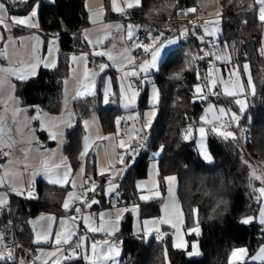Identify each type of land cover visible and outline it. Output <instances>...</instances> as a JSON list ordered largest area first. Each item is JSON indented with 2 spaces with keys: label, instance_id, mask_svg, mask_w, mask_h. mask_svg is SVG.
<instances>
[{
  "label": "trees",
  "instance_id": "obj_1",
  "mask_svg": "<svg viewBox=\"0 0 264 264\" xmlns=\"http://www.w3.org/2000/svg\"><path fill=\"white\" fill-rule=\"evenodd\" d=\"M0 1L6 4L9 14L19 15L28 13L33 2L29 0V4H25L13 3L12 0ZM85 1L35 0V4H38L39 30L43 38L55 37L58 40L57 63L53 69H40L33 79L15 82V95L22 107L29 110L38 107L48 113L59 112L63 82L69 74L71 54L88 52L89 65L98 62L97 58L90 55L89 46L80 34L89 23ZM109 3L110 0H104L107 16L124 18L125 21L140 27L135 37L142 42L148 40L145 29L153 35L158 32L164 33L165 36L178 34L184 27L178 15L179 11L182 8H193L196 4L195 0H141L139 7L127 9L123 16H117L111 13ZM253 3L254 0H218V49L224 46L232 64L241 67L242 63L247 62L255 86V93L250 96L247 110L239 122L240 128H247L244 144L239 143L238 137L235 140H225L207 129V150L212 161L206 163L197 152L194 136L189 140L184 139L189 127L194 132L201 125L199 118L204 101L194 100L193 88L196 83L206 80L201 60L195 59L199 56L202 44L197 38L200 30L190 26L179 44L167 51V56L161 60L157 71L147 74L158 91V101L154 106L155 116L148 128L149 143L135 164L128 167L120 182L119 205H139L140 218L157 216L162 198L147 201L139 199L135 191V181L146 176L152 155L160 152L157 157L159 188L164 192L163 178L176 176L177 198L184 215L183 230L188 242L198 240L200 255L187 257L185 250L174 248L169 228H162V240L157 239L156 235L145 239L132 234L131 217L127 216L115 234V238L121 243V264H166L165 247L168 264H227L229 254L234 248L244 246L248 249V254L252 255L257 247L264 243V225L240 222L242 217L254 214L261 203L257 199L258 191L254 190L259 183L251 179L249 164L256 166L258 171H264V64L260 55L264 23L259 21L255 7H250ZM187 16H192V13ZM23 32L15 30V34ZM189 64L195 70L184 71ZM197 71L200 73V79H197ZM108 73L113 82L109 103L103 104L101 81L94 95L72 102L74 122L65 134L63 153L73 169L79 163L84 133L82 120L96 116L103 133L107 134L114 131L116 117L125 112L119 106L116 73L111 68ZM134 85L139 90L136 109L143 112L148 108V87L140 82ZM223 102L229 103L225 97ZM235 133L238 136L239 132ZM41 137L43 138L44 134H41ZM46 145H51V142H46ZM244 161H248V164ZM84 172L85 178L97 181L101 188L103 180L95 174L92 153L85 158ZM34 190V198L11 195L7 206L0 209V233L7 241L18 240L27 250L33 247L30 226L32 219L40 213L55 217L66 213L62 203L68 186L59 187L39 179L34 184ZM193 207L199 208L201 232L198 238L194 234H188V229L196 226V222L191 218ZM22 247L13 252L15 260H8L6 264H20L21 261L24 264H33L31 254ZM0 264H5V261H0ZM62 264L85 263L81 258L64 261Z\"/></svg>",
  "mask_w": 264,
  "mask_h": 264
},
{
  "label": "crops",
  "instance_id": "obj_2",
  "mask_svg": "<svg viewBox=\"0 0 264 264\" xmlns=\"http://www.w3.org/2000/svg\"><path fill=\"white\" fill-rule=\"evenodd\" d=\"M42 1H44V0H42ZM111 1L112 0H110V3H109L111 13H113V14L120 13V15H117V16H123L125 12L121 13L119 11H115ZM12 2H13V0H12ZM16 2L20 3L21 0H16ZM116 2L118 5L120 4V0H116ZM195 2H196L195 8H197L196 13L200 17L208 19V22H210V21L218 22L219 23V25H218L219 26V33H220V8H219V12H218L219 15H218V13L215 11L208 12V10H206L208 6H206V5H205L206 9H204L203 5L201 6L199 3L200 0H195ZM36 5H38V4L36 3ZM85 7L88 11L89 23L86 27H84L80 31V34H81V37L83 38V40H85L89 46L90 55L97 58L98 63H105L106 65H109V67L107 68L108 71H109V68H111L114 70L116 75L118 72H123L129 66L126 60H124L122 63H113V61L108 60L107 56H98V55H93L92 53L94 51L93 45H95V51H107V52H111V54L113 56H119V54L122 53L125 48H119L118 44L114 43V42L118 39L117 37H118V35L120 36L121 33H123V36L126 39L125 34H124V32H125L124 30H125V25H126L127 21H125L124 18H110V17H108L106 14L105 7H104V0H86L85 1ZM101 7H103V14L97 18L95 14L100 13ZM125 10H127V8H125ZM30 11H31V9L28 12H30ZM26 14L19 15V14H9V12L7 13L8 16H18V17H24ZM0 15H3V13H0ZM94 20H95V22H94ZM36 21L38 22L37 17H36ZM9 27L11 28V31L4 33L5 39L0 40V68H16L18 71L23 70V71L27 72L30 65L35 62V57L41 58V63L37 66L36 74L34 76H28L24 80H19L15 76H9L7 73H0V82H2V83H0V117H2L3 121H4L3 128H4L5 135L10 136V137L7 136V138L10 140H13L8 145H10V147H12V148H15L14 149L15 153H19V152H24L25 150H24L23 146L19 145L20 140H19V138H17V136H24V134L22 132V127L26 124V122L29 121L31 114H36V116H37L38 112H37V110H34L35 107H32V109L29 110L28 108H24L20 105L19 100L15 95V82L25 81L28 79L35 78L37 76L38 72L40 71V69H53L51 66L44 67L43 62L48 61L49 65L52 62H55V64H56L57 63V50H58V48H57V45L54 43V41L49 42V40H48L49 38L48 39L43 38V36L39 30V27L38 28L11 27L10 23H9ZM16 29L17 30H23L24 32L15 34ZM0 31H2V29H0ZM85 33H87L88 39H90L92 41V44H89L88 40L85 39ZM218 35H216V36H218ZM9 37L11 39H9ZM50 38H55V37H50ZM97 41H102V43H97ZM262 41L264 42V32H263V35L261 37V44H260V55L262 57V61L264 64V54H262V52H261V50L264 49V45L261 47ZM126 44L127 45L131 44V40L126 39ZM142 45L145 46L144 43H142ZM130 48H128L130 56H132L134 58L135 63H137V62L140 63L141 60L135 61V58H136V55L139 53H142L144 55L143 48L137 47L134 50H131ZM83 54H85V53H83ZM81 55H82L81 53L80 54L72 53L70 56L69 74L63 82V96H62V103H61V107H60L59 112L48 113V112L38 108L39 113H40V119L39 120L36 119V122L34 123L35 126H30V128L33 129L34 131H30L29 134L34 135L35 137H37V136L41 137V134H44V137L43 138L41 137L42 142H40L38 144L40 145L41 148L46 147V149H48V150H46L45 148L44 149L42 148V150H43L41 152V153H43L42 156L41 157L38 156L37 158H39V159H35V160H39V163H40V160H42L43 165L32 166L31 168H29L30 170H28L30 172V175H31V177H30L31 181L29 183L30 184L29 186L33 189H34L35 182L39 179L51 184L48 181L47 176H45L43 174V172L41 171L42 167L45 166V164L47 166L53 167V168L56 165H61V168H60L61 173H62V170L63 171L66 170L65 166H70L66 157L64 156V153H63V141L65 138L66 132L73 125V122H74V114H73L72 107H71L72 102L78 98H83L86 96L94 95L96 92V89H97V85L99 84L98 81H100V80H98L99 78L97 77L96 72H95V75L93 76L92 75L93 72H91L92 70L86 66L87 65V62H86L87 58L86 59H80ZM73 56L77 57V59L73 60L72 59ZM105 60H106V62H105ZM158 66H159V64H158ZM158 66L156 69H158ZM86 70L89 73L91 82L94 83V87L90 88V91L92 92V94L91 95H87V94L78 95L79 93L85 92V89H83L82 85L89 82V81L85 80V71ZM107 70H106V72H107ZM156 71H154V72H156ZM154 72L152 71L151 73H154ZM139 79H141V81H139ZM144 81L145 80L143 78L142 72H139L138 76H134L132 78L133 84H135L137 82L143 83ZM111 82H112V79H111ZM117 84H118V79H117ZM112 91H113V82L111 83V90L108 91V103H109V98L112 95ZM118 91H119V86H118ZM136 93H138V94L135 96V98H134L135 100L133 99V102H130V99H128V101L130 102V105H129L130 107H128V108L122 109L120 106L122 99H119V106L125 112L122 113L121 115H119L118 117H116L115 128H114V131H112V132L107 133V134L103 133L101 126L99 124V121H98L96 116L87 117V118H84L82 120L81 124H82L84 133H83V137H82V141H81V152H80V157H79V163H78L76 168H74V169L71 168L72 169L71 179L73 180L74 177H76V179H75L76 185L80 180H81V184L84 182L85 172L81 173L80 170L82 167L84 168V161H85L86 156L89 153H92L94 155V161H95V174L98 178H101V180H103V183H102L101 188L98 191V194L95 197L89 199V201H91L92 199H95V200L99 201V203L92 204L91 207L85 206L83 208L82 214L88 215L90 217V223L92 224L93 227H100L101 221L99 218L100 216H98V215H100V214L103 215L102 213H104L103 211L107 207L111 208L110 207L111 202H109V200H111V198L109 196L111 194H114L115 192H117L118 198L114 202L115 204H117V205H115L117 207V210L112 212L111 217H110V223H108L107 218L103 217L104 229L107 228L106 224L108 223L111 225V227L117 229L115 232V234H116L118 232L120 226H121L122 221L127 216H130L131 217V232H132V234L141 236V237L146 239L149 236L155 235V234L152 233L148 237H145L142 235V234H144L142 230L138 232V228L142 229V225H143L144 221L151 222L150 219H155V218L159 219L162 217V215H163L162 214V211H163L162 204H163V201L165 198L166 188L164 186V192L159 188L160 192L162 194L160 197V198H162V201H161V204L159 205V214L157 216L140 218L139 213L133 212L131 210L124 212V213H120L119 209L122 207H125V206L119 205L120 182L124 178L128 167H130L128 162L132 158H131V155H129V154L125 156V163L127 165V169L122 171V169L125 168V165H121L118 163L117 153H116V156L114 159V157H112V155L110 156V153L108 150V148L113 145L114 141L117 144L118 150H122L118 147V144L120 141L118 139L119 136L120 137L126 136V138L124 140L125 144H126V146L131 147L135 141V137H136V134L138 132V126H139L138 119H139V117L143 116L148 120L147 115H145V110L143 112H140L136 109V107L138 105V98H139V90L138 89L136 90ZM102 97H103V100H102L103 104H105V95H102ZM126 112H128L129 114H127ZM155 112H156V110H155ZM13 116H14V118H13ZM151 118L153 119L154 116H151ZM117 119L120 120L119 126L116 123ZM41 121H43V128L41 127ZM85 121L88 122L87 125H85V123H84ZM9 124L11 125L10 130L6 129V125H9ZM69 124H71V126H69ZM118 127H119V134L117 133ZM5 131H8V132H5ZM53 134L56 135L55 139L52 138ZM100 137H110V139H100ZM86 140L89 144V148H88L87 155L84 156V155H82V153L84 152ZM5 141H8V140H6L4 138L3 144H0V149L9 152V148L4 146L6 144ZM46 142L47 143L51 142V145H46ZM33 144H35V142H33ZM55 147L57 149L54 150L53 148H55ZM51 149H53V150H51ZM38 155H40V154H38ZM9 159L11 160V163H9L8 160H5L3 157H0V166L2 165V168H0V177H2L8 185L11 184L10 182H12V179H13V177L10 176L9 174L14 170L16 165L18 166V164H19V162H17L14 165V167L10 170V167L12 166V163H13L15 158L13 156H11L9 153ZM156 160H157V158H156ZM110 164L115 165V167L109 168ZM80 165H81V167L78 168ZM39 166H41V167H39ZM148 166H149V163H148ZM102 169L104 170L103 175L100 174ZM153 171H154V182H155L154 184L155 185L152 188H156L157 184H158L157 166H156L155 170H153ZM147 172H148V167H147ZM5 173H7V175ZM33 173H38V174L33 175ZM147 175H148V173H146V176L144 178H139V180L140 179L141 180L147 179ZM169 176H175V175H169ZM112 177H115V183L118 184L119 187L115 191H113L111 194H109V192L107 191L109 188V184L107 182ZM254 181L258 182L256 180H254ZM164 183H165V181H164ZM13 184L7 188V189L11 188L10 191L7 190V192L9 193V195L7 196L8 203H9L10 196L13 195L12 192H15L14 189L24 190V189L29 187L26 181H23V185L17 186V187H14L15 183H13ZM51 185H53V184H51ZM140 186L141 187H139V188H141V189H136V186H135V191H136V195L138 196V198L140 197L141 194H144L146 192L145 191L146 189L144 187L145 185H143V182H140ZM59 187H61V186H59ZM69 188H70V185L68 186V189ZM77 188H78V186H77ZM0 189L3 190V192L5 191L4 188H0ZM174 189H175L174 195H175L176 200L178 202V205L181 209L180 203H179L178 198H177V193H176V191H177V179H176ZM78 190H79V188H78ZM108 198H110V199H108ZM154 199L155 198H152L149 200H154ZM156 199H159V198H156ZM129 206L130 205H128L127 207L129 208ZM76 207H80V206L76 205ZM129 209H131V208H129ZM85 211L98 213V214H96V217L94 220L95 222L92 221V216H90L89 214H86ZM171 213H172V215L170 217L173 219V222H177V220H176L177 209L173 207ZM48 215L49 214H46V213H40L34 219H32L30 222L31 223L30 226L33 225L34 227L39 229L40 235H43L48 231L47 225L48 226H49V224L52 225V238L50 239V241L48 243H43V242H41L39 244L35 243L34 241L36 239L37 234L36 235L32 234L33 235V241H32L33 247L30 250H28L27 253L29 255L31 254L30 255L31 261L35 262V264H45V261H47L48 264H52L53 258L48 257L47 253H49L55 249L54 235H55V233L61 231V228L59 225V220L57 219L56 221H51V220L47 219L49 217ZM71 215H72V213L66 212L65 214H63L62 216L57 217V218H64L65 219L66 223H65L64 227L66 229L76 228L78 225V228H81L82 231L84 232V235L87 237L88 245H90L92 243V241H101L102 242L103 240H105V238H103L102 236L106 235L105 232H107V231L97 232V233L89 232V231H87L86 226L82 222H80L79 220L75 224L70 222L68 220V218ZM118 215H122V219L117 223L115 218ZM52 216H54V215H52ZM45 224H47V225H45ZM40 225H42V227H41L42 229L40 228ZM161 226H162L161 228H169V230L171 229L169 224H162ZM181 227H183V224ZM152 232H155V231H152ZM195 236L198 238L199 235H195ZM106 239H108L110 241L117 242L116 246L120 249V255H119V257L116 258L115 264H121L122 263V250H121L120 240L115 238V235L114 236H108V238H106ZM75 240H76V237H73V243H75ZM262 245H264V243L261 244L260 247ZM64 247L67 248L68 246L65 245ZM99 247H100V245H98V250H99ZM78 251L83 252V249H80ZM0 252H2V250ZM60 259L62 262H64L62 257H60ZM84 263L88 264V261L84 260Z\"/></svg>",
  "mask_w": 264,
  "mask_h": 264
},
{
  "label": "snow or ice",
  "instance_id": "obj_3",
  "mask_svg": "<svg viewBox=\"0 0 264 264\" xmlns=\"http://www.w3.org/2000/svg\"><path fill=\"white\" fill-rule=\"evenodd\" d=\"M16 0H13V3H15ZM22 3L29 4V0H21ZM112 5L115 11H119L121 13L125 12V8L127 9H132L134 7H139L141 5V0H120V4L118 5L116 0H112ZM174 6V5H173ZM31 11L28 12L24 17H18V16H8V8L5 3L0 2V13H3V15H0V40L5 39L4 33L10 32L11 28L9 27V23L11 24V27H27V28H38L39 24L36 21L37 17V8L38 5L35 4V0L30 4ZM250 7H255L256 11L258 12V19L261 23H264V0H254V3ZM197 8H189L187 10H181L178 15L181 16H187L190 13H196ZM103 14V7H101L100 13L95 14L96 17L98 18L100 15ZM219 15V13H218ZM95 22V20H94ZM194 27L197 25V21H190ZM210 22L204 21L205 25H208ZM133 27L130 26L127 30V38L129 40L132 39L133 36ZM213 27H215V23H213ZM188 29L185 28L183 31V34H187ZM204 33L208 36L214 35L213 31H210L208 27L204 28ZM194 35H197L195 32H193ZM55 35V34H54ZM197 38L200 40L201 43H210L209 41H206L204 36H197ZM9 39H11L9 37ZM85 39L88 40L89 44H92V41L88 39L87 33H85ZM159 37L154 38L155 40H158ZM175 41H169V43H174ZM97 43H102V41H97ZM134 47H142L145 52H149V47L144 46L140 43H136L133 45ZM215 47V44L212 45ZM165 46L161 44H156L155 47L152 48V55H151V61H144L140 66H139V72H147L149 68H157L158 65V58L161 55V50ZM227 47V45H225ZM94 51L93 55H98V56H107L108 60L113 61V63H122L124 60L127 61L129 65H131L134 61V58L130 56L129 54V49L125 48L122 53L119 54V56H113L111 52L107 51H95V45H93ZM201 52H203L202 56H198L195 59H203L206 56H215L216 59H223L227 63H231V57L228 55L225 56H219L216 55L215 53L211 51H204L201 49ZM262 54H264V49L261 50ZM165 57L167 56V53L165 52ZM87 54H82L80 59H86ZM73 60H76L77 57L73 56ZM41 63V58L35 57V62L32 63L28 69L27 72L23 70H17L16 68H0V73H7L9 76H15L19 80H24L28 76H34L36 74V69L37 66ZM44 67H49L51 66L52 68L56 67L55 62H52L49 65L48 61H44ZM109 65L106 64H101L100 65V71L104 72L106 68H108ZM212 68L215 67V65L211 66ZM195 70V68L189 64L184 71H192ZM229 71V78L225 80L223 76H221L218 79L213 77L212 72H209L208 76L205 77V79L208 81V84L206 87H208L210 90H213L211 94H216L218 95L219 93L214 91L217 89L218 83L223 84V93L229 97H238L240 95H243L245 92V87L243 85H233L232 88H229V83L231 82V76L236 75L237 80H239V71H240V66L239 65H233ZM243 71L248 74V80H247V85L248 88L251 89L252 94L255 93V86L253 84V81L251 79V74L249 72V65L245 63L243 65ZM94 76L95 73H92ZM137 76L139 73L133 69L130 73L125 72V76ZM177 77H179V74H177ZM200 73L197 71V79H200ZM85 80L89 81L88 83H85L82 85L83 89H85V92L79 93L78 95H91L92 92L90 91V88L94 87V83L91 82L90 76L88 71H85ZM2 83V82H0ZM110 83V81H109ZM131 87V85H129ZM194 97L196 99H201L205 100L208 98V94L205 93V86H201L200 84L194 85ZM138 93L133 92L132 98L134 99L135 96ZM121 95H124V88L123 84L121 85ZM154 101H158V91L154 89ZM105 103H108V92L105 93ZM235 103L239 105L240 108V113L242 114L245 110V100L237 98L235 100ZM211 110V109H210ZM19 111V110H18ZM26 111V110H25ZM37 116L34 117L33 119H40V113L39 109H37ZM219 112V119L220 117L224 116H229V120L225 121L223 124H221L219 127L216 126L212 121L207 120L206 116L201 117V121L205 124H212L211 131L216 133L217 135L223 137L225 140L232 138L233 140L237 139V134L234 131L228 130L230 129L233 125L236 127H240V119L241 116L238 115L235 112H231L230 109H226L224 107H220L218 109ZM15 115V114H14ZM149 116H155V112L149 113ZM14 118V116H13ZM3 118L0 117V144H3L4 142V128H3ZM85 125H87V121L84 122ZM117 125L119 126L120 120L117 119L116 121ZM151 119L146 120L141 129L139 131H144L145 129L149 128L151 126ZM71 126V124H69ZM41 127L43 128V121H41ZM223 128L224 130H221ZM28 131H34L33 129L29 128L27 129ZM199 135L201 137V149H202V154L204 155V158L206 160H211L212 157L208 155L207 151L204 150V145H203V138L207 135L205 127H200L198 129ZM117 133L119 134V127L117 129ZM192 133V128L189 127L188 129V134L185 135L184 139H189ZM244 135L243 130L240 132V136L242 137ZM52 138L55 139L56 135L53 134ZM100 139H110V137H100ZM140 139H143V137H140ZM5 147H9L10 145H4ZM118 147L122 149L125 153L131 155V153L135 152L136 149L131 148L130 146H126L124 139H120ZM89 144L87 140L85 141V148L84 152L82 155L86 156L88 152ZM0 155H2L5 159L9 158V152L8 151H3L0 149ZM8 162L11 163V160L8 159ZM118 163L121 165H125V168L122 169V171L127 169V165L125 163V156L120 155L118 157ZM244 163L248 164V161H244ZM66 170L61 173L60 168L61 165H56L54 168L49 167L45 164V166L42 167L41 171L45 176H47L48 181L56 186H61V187H66V186H71L73 189H76L77 185L75 184L74 180L71 179V174H72V169L70 166H65ZM115 167V165L110 164L109 168ZM249 167L251 168L252 166L249 164ZM81 173L84 172V168H81ZM7 175V173H5ZM38 173H33V175H37ZM101 175L104 174V170L102 169L100 172ZM164 181L168 185V192L169 196L172 198V206L177 209L176 213V220L177 222H173V219L168 215V207L169 205H165V216L159 219H154L151 222L149 221H144L142 225V229L138 228L139 231H143L144 235H150L152 231H155L157 233L156 238L159 240H162L164 238V234L160 232V228L157 225H162V224H169L174 230H175V239L173 243V247L177 249H183L187 252V254L191 257L193 255H199L198 251V244L193 243L191 245L192 251L188 252V247L189 245L187 242L183 239V236L180 234L181 233V226L184 222V215L182 210L179 209V205L177 204L175 200V195H174V187L176 183V176H167L163 178ZM251 179H254L256 181H260L261 187L258 189H254L255 191L259 192V197L258 202H262L261 198H264V173L262 174H257L255 169H252V174H251ZM109 184L108 192L111 194L113 191H115L119 185L115 183V177H112L108 180L107 182ZM10 187L6 183V181L0 177V188H4V192H0V208H4L8 204L7 196L9 193L7 192V188ZM82 189L81 194H77L75 191H70L67 194V197L63 200L62 203V208L65 212L72 213V215L68 218V220L72 223H76L78 220L82 222L86 228L87 231L92 232V233H97V232H105L104 226H103V215H100V227H93L92 224L90 223V217L88 215H83V208L85 206L91 207L92 204L99 203V201L92 199L91 201L85 199L87 196V192L91 191L95 193L96 190V185L94 181H92L90 178H85L84 182L79 186ZM141 187V186H138ZM158 188V185H157ZM17 195H27L28 198H34L35 197V190L31 187H28L24 190L20 189H14ZM160 192L156 189L151 190V195H140V199L147 201L149 199H152L154 197H159ZM77 203H80V207H76L75 205ZM115 206V205H113ZM133 211L138 213L139 212V205H133L131 209H129L127 206L122 207L119 209L120 213H124L127 211ZM199 208L198 207H193L191 210V218L196 222V227L188 229L189 234H196L199 235L201 232L200 226H199ZM47 219L51 221H56L57 219L59 220V225L61 228L60 232L55 233L54 235V242H55V249L49 253H47L48 257L53 258L52 264H62V261L60 257L63 258L64 261H71L74 259H84L88 261V264H115V260L117 257L120 255V249L116 246L117 242L110 241L108 239L101 241H92L90 245L87 243V237L85 235H81L78 232V225L76 228H68L66 229L65 226V219L64 218H57L55 216H49ZM116 222L118 223L122 219V215L116 216ZM253 220L252 217H247L243 220V223L248 224L251 223ZM259 223L264 225V209L261 210L260 212V220ZM117 229H113L110 232H105L107 236H114L115 232ZM73 237H76L75 243H73ZM52 238V225L49 224L48 231L43 234H37L35 243L39 244L41 242L43 243H48L50 239ZM4 237L3 234H0V241H3ZM67 245L68 247L65 248L64 246ZM98 245H100L99 250H98ZM19 247V246H18ZM83 249V252H80L78 250ZM246 258L255 262V261H260L261 264H264V245H262L259 248V251L255 255H248V249L247 248H239L236 250H233L230 258H229V264H246ZM39 259V258H38ZM0 260L5 261V264L8 260H15V256L11 251L8 252H0ZM165 262L168 264L167 260V247H165ZM20 264H24L23 261L20 262ZM35 264V262H33ZM45 264H48L47 261H45Z\"/></svg>",
  "mask_w": 264,
  "mask_h": 264
},
{
  "label": "rangeland",
  "instance_id": "obj_4",
  "mask_svg": "<svg viewBox=\"0 0 264 264\" xmlns=\"http://www.w3.org/2000/svg\"><path fill=\"white\" fill-rule=\"evenodd\" d=\"M50 1L51 0H44V2H50ZM199 3H200L201 6L203 5V8L204 9H206L205 7L208 6L207 9H206V10H208V12H211V11H215L217 13L219 12L218 0H200ZM115 15H120V13H118V14L116 13ZM213 23H215V27H213ZM218 25H219L218 22L210 21V23L208 25H205L201 29V33L199 34V36H203L204 35L206 37H211V38L217 37L216 35L219 34V26ZM130 26H134L133 27V36H132V39H131V44L127 45L126 44V39H128L127 38V34H128L127 30H128V28ZM205 27H208L210 31H213L214 32V35H211V36L206 35L204 33V28ZM139 29H140V27H138L136 25H133V24H130L129 22H127L126 25H125V30H124L125 31L124 34H125L126 39L124 38L123 33H121L120 36L118 35V37H117L118 39L114 42V43H117L118 44V47L119 48H127V47L130 48L131 47L130 48L131 50H134L135 48H137V47H134L133 46L136 43H140V44L144 43L145 46H148L149 47V52H145L144 51L143 57H141L139 59V60H141L140 63L139 62L135 63L133 61V63L131 65L128 64L129 66L126 68V70H124L123 72H118L117 75H116L117 76V79H118V86H119V91L117 90V96L119 97V99H122V102H121V105H120L122 109L123 108L130 107L129 106L130 105V102H133L132 94H133V92H136V90H137V87L132 83V78L134 76H131V75L125 76V72H129L130 73L133 69H135L139 73V66L144 61H149V62L151 61L152 48L155 47L156 44H161L162 43L165 47L162 48L161 55L158 58V64H159L160 61L164 58L165 52L167 53V51L169 49H171L173 47H176L179 44L180 40H182L185 37V34H183V31L184 30H181L178 34H174V35H171V36H165V34L162 33V32H160V33L158 32L157 35H153V34H151V32H149V30L145 29V36L148 37V40L145 41V42H142V41H140V39L138 37H135V34L138 32ZM156 37H159V39L158 40H155V42H154V38H156ZM48 40H49V42L54 41V43L56 45L58 44L57 38H49ZM169 41H175V42L170 44ZM263 45H264V42L262 41L261 47ZM219 52H220V56L227 55V51L224 48V46H223V48H221L219 50ZM80 53L81 54L85 53L88 56V52H77L76 54H80ZM220 60H221V65L222 64L223 65L218 70V77H217V79L219 80V78L221 76H223L225 78V80H227L229 78V71L228 70L231 69L233 67V65H237V64L227 63L223 59H220ZM86 62H87V65L86 66L89 69L92 70L91 72H93V73L96 72L97 77L100 78V81H101L100 82L101 83V85H100V91L102 92V95H105L106 92H108L109 90H111V83H112L111 82V76L109 75L107 68L105 69L104 72H101L100 71V65L101 64H105V63H98L97 62V63H92L91 65H89L88 59H86ZM105 62H106V60H105ZM245 63H247V62H245ZM245 63H242V65L240 67L239 80H237V76L236 75H232L231 76V82L229 83V88H232L233 85H237V86L238 85H243L245 87V92H244L243 95H240L238 97H229V96H227V95H225L223 93V84H219L218 83L217 89L214 90V91H216V92L219 91V93L222 96V100L216 101V100H213V99L216 98L215 94H211L213 90H210L208 87H206V85L208 84V81L207 80H204V81H201V82H198V83L195 84V85L200 84L201 86H205V93L208 94V98L205 99V100L196 99L193 96L194 97V100H196V101H204V106H203V111H202V113L200 115V118H199V120L201 122V125H199L195 129V131L191 133V136L192 135L194 136V140H195V145H196L197 152H198L199 156L201 157V159L204 162H206V163H211L212 159L210 161L209 160H206L204 158V155L202 154L201 137L199 135L198 129L203 126V127H205L206 132H207V129H209L211 131L212 124H205V123H203L201 121V117L202 116H206L207 120L212 121L214 124H216L217 127H219L221 125V122L224 119H229V116H227V115L224 116V117H220L219 119H217V117H219L218 109L220 107H224L226 109H230L231 112L237 113L242 118V116L245 114V112L247 110L248 100H249L250 96L253 95L252 92H251V89H249L248 88V85H247L248 74L243 71V65ZM106 70H107V72H106ZM156 70H157L156 68H149V70L147 72H142L143 73V78L145 80L143 83H145L147 85V87H148V100H147L148 108L145 109V115H147V118L148 119H151V120H152V118L148 114L149 113H152V112H155V107L154 106L156 105L157 101H154V89L157 91V88L152 83L151 78L147 74L148 73H151L152 71L154 72ZM249 72H250V70H249ZM109 81L111 82L110 84H109ZM122 84H123V88H124V95L123 96L121 95V85ZM129 85H131V87H129ZM194 91L195 90L193 88V94H194ZM224 97L229 101V103H224L223 102ZM209 98H213V99L211 100ZM237 98L245 100V110H244V112L242 114L240 113L239 105H237L235 103V100ZM128 99H130V102L128 101ZM37 109H38V107H35L34 108V110H37ZM126 113L129 114L128 112H126ZM34 117H36V114H31L30 115V118H29V121L26 122V124L22 127V132H23L24 136H17V138H19V140H20L19 145L23 146V148H24L25 151L24 152L15 153L14 152V149L15 148H12L10 146L7 147V148H9L10 155L15 158L14 161H13V163H12V166L10 167V170L14 167V165L17 162H19L18 166L16 165V167L14 168V170L9 174L10 176L13 177L12 182H10L11 183L10 185H12L13 183H15V186L14 187L23 185V181H26L27 184H28V186H29L30 185L29 183L31 181V178H30L31 175H30V172L28 171V170H30L29 168H31L32 166L43 165L42 164V160H40V163H39V160H35V159H39V158H37L38 156L39 157L42 156V154H43V153H41L43 151L42 148L43 149L44 148L46 149V147H42L41 148L40 145L38 144V143L42 142V138L40 136L35 137L34 135L29 134L30 131L27 130V129L30 128V126H35L34 123L36 122V119H33ZM10 124L9 125H6V129H9L10 130V126H11ZM221 130H223V129L221 128ZM5 132H8V131H5ZM212 133H214V132H212ZM186 134H188V132ZM214 134H216V133H214ZM7 136L8 135H5V133H4V138L6 140H8V141H5V143H6L5 145H8V144H10L11 141H13V140L8 139ZM191 136H190V138H191ZM8 137H10V136H8ZM125 138H126V136H121V137L119 136L118 137L119 140L120 139H124L125 140ZM189 139H187V140H189ZM33 142H35V144H33ZM203 145H204V150H206L207 153H208V155H210L209 152H208V150H207V137L206 136L203 138ZM53 149L55 150L57 148L55 147ZM53 149H51V150H53ZM46 150H48V149H46ZM108 150H109L110 156L112 155V157H114V159H115L116 153H117L118 157L120 155H124V156L128 155L123 150H118L117 144L115 143V141L113 142V145L108 148ZM38 154H40V155H38ZM159 155H160V152H157L154 155H152V158L153 159H151L149 161L148 172H147L148 173L147 179H143V180H141V179L139 180L138 179L135 182L136 189H141L138 186H140V182H143V185H145L144 187L146 189L145 190L146 192L144 193V195H151V190H153V189H156V190H158L160 192V189H159V185L158 184H157L158 185V188L157 187L156 188H152L155 185L154 184L155 182H154V171L153 170H155V168L157 166V160H156V158ZM132 163H133L132 162V159H130L129 162H128L129 166L132 165ZM250 165L252 166L251 168L249 167V174H250V176L252 174V169H255L256 170V173L258 175L259 174H262L264 172V171H262V172L261 171H258L256 169V166H254L253 164H250ZM39 167H41V166H39ZM80 167H81V165L78 168H80ZM0 168H2V165L0 166ZM62 172H63V170H62ZM75 179H76V177H74V179H73L74 182H75V184H76V180ZM252 180H254V179H252ZM78 183H77V186H78L79 190H78L77 187H76V189H73L70 186V188L65 193L64 199L67 197V194L70 191H76V192L82 191V189L79 187L80 184H81V180ZM258 183H259V186L257 187V189L262 186L261 183H260V181H258ZM164 186L166 188V194H165V198H164V201H163V204H162V208H163V211H162V214L163 215H162V217L165 216V205L166 204L169 205V207H168V215L169 216L172 215L171 211H172V208H173L172 202H171L172 198L169 196L168 185H167L166 182L164 183ZM174 190L175 189H173V191ZM0 192H3V190L0 189ZM12 194L13 195H16V196L28 198L26 194L23 195V196L17 195L16 192H12ZM174 194H175V192H174ZM161 195L162 194L160 192V196L159 197H154V198L155 199L156 198H160ZM109 197L111 198V200H109V202H111L110 203L111 204V206H110L111 208H108L107 207L106 209H104V211H103L104 213H102L103 214V217L107 218L108 223H110V217H111L112 212H114L115 210H117V207L116 206H113V205H117L114 202L118 198V193L115 192L114 194H111ZM110 198H108V199H110ZM175 200H176V197H175ZM261 201L262 202L260 203L257 211L254 214H250V215H247V216L242 217L240 219V222L241 223H243V220L245 218H247V217H252L253 218V220H252L251 223H254V222L255 223H259V220H260V212H261L262 209H264V198H261ZM176 202H177V200H176ZM177 204H178V202H177ZM132 206L133 205H130L129 208H132ZM179 209H180V207H179ZM85 213L86 214H89L90 216H92V221L95 222L94 220H95L96 214H98V213L89 212V211H85ZM100 215H98V216H100ZM48 216H52V215L49 214ZM150 220L152 221L154 219H150ZM108 223L106 224L107 228L105 229V231L110 232L114 228L111 227V225L108 224ZM243 224H245V223H243ZM45 225H47V224H45ZM41 227H42V225H40V228ZM47 227H49V226L47 225ZM158 227L160 228V232H161V230H162L161 227L162 226L161 225H158ZM194 227H196V226H194ZM169 232L171 233V236H172V239H173V243H174L175 230L171 227V229L169 230ZM152 233H154L157 236V233L156 232H151V234ZM180 234L183 236V239L187 242V244L189 243L190 248L188 249V252H191L192 251L191 245L193 243H197L198 244V240L197 239H194V240H191L190 242H188L187 239H186V236H185L186 233L184 232L183 227H181V233ZM142 235L145 236L144 234H142ZM194 235H196V234H194ZM148 236L149 235H147L145 237H148ZM239 248H246V247L240 246V247L234 248L233 250H236V249H239ZM259 248H260V246L257 247L256 251L252 255L257 254L258 251H259ZM0 251H1V249H0ZM198 251H199V255H200L199 245H198ZM232 251H231V253H232ZM2 252H4V251H2ZM231 253L229 254V257L227 259V264H229V258H230ZM186 255H187V257H190L187 253H186ZM199 255H193L191 257H198ZM249 256H251V255H249ZM0 261H2V260H0ZM246 262H248V263H259L260 261L253 262V261H251V260H249V259L246 258Z\"/></svg>",
  "mask_w": 264,
  "mask_h": 264
},
{
  "label": "built area",
  "instance_id": "obj_5",
  "mask_svg": "<svg viewBox=\"0 0 264 264\" xmlns=\"http://www.w3.org/2000/svg\"><path fill=\"white\" fill-rule=\"evenodd\" d=\"M181 10H187V8H182ZM180 17H181L180 20L184 23V27H183L182 30H184L185 28L188 29L190 26H193L191 23H189L190 21H197V25L195 27L200 30V33H201V29L205 26L204 21H208V19L200 17L197 13H192V16H181L180 15ZM50 34L53 35L52 32ZM204 38H205L206 41H209L210 43H202L201 44L199 56L203 55V52H201V49H203L204 51H211V52L215 53L216 55L220 56V52H219V49H218V46H217V38L216 37H214V38L210 37L209 38V37H206V36H204ZM213 44H215V47L212 46ZM141 55H142V53H139L138 55H136L135 61H138L141 58ZM200 60H201V63H202V67H203V69L205 71L206 77L208 76L209 72H212L213 77L217 79L218 70L221 67V60L220 59H216L215 56H206V57H204L203 59H200ZM212 65H215V67L212 68L211 67ZM139 81H141V79H139ZM217 92L219 93V91H217ZM215 96H216L217 99H222V96H221L220 93L218 95L215 94ZM146 120L147 119L145 117H143V116H140L139 119H138V123H139L138 132L136 134L135 141H134L133 145L131 146V148L136 149L135 152L131 153V158H132L133 164H135L136 160L140 157V155L142 154L143 150L145 148H147L148 143H149L148 128L145 129L142 132L139 131L141 129L143 123ZM227 120H229V119H224L221 122V124H223ZM228 130H231V131H234V132L238 131L239 132V134L237 136L238 137V141H239V143L241 145L244 144L245 139H246V135H247V128L246 127H241L240 128V127H236L235 125H233ZM241 130H243V132H244V135L242 137L240 136ZM140 137H143V139H140ZM0 157H3V156L0 155ZM8 159H5V160H8ZM94 183L96 185L95 193H93L91 191L87 192V196L85 197V199H87V200H89L90 198L95 197L98 194V191L100 189V185H99V183L97 181H94ZM7 190L10 191L11 188H9ZM81 192L82 191H79V192H77V194L79 195V194H81ZM76 205L81 206L80 203H77ZM31 232H32L33 235H36V234H39L40 231H39L38 228H36L33 225H31ZM78 232H79V234L84 235V232L82 231L81 228H78ZM102 237L105 238V239L108 238L107 235H103ZM18 246L22 247L18 240L7 241V240L4 239L0 243V249L2 251H4V252L11 251L13 253V252H15L17 250V248H19ZM22 248L26 252L28 251L26 248H24V247H22Z\"/></svg>",
  "mask_w": 264,
  "mask_h": 264
}]
</instances>
